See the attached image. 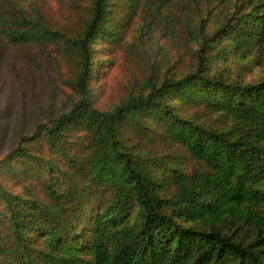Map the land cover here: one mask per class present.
I'll return each mask as SVG.
<instances>
[{"label":"trees","instance_id":"trees-1","mask_svg":"<svg viewBox=\"0 0 264 264\" xmlns=\"http://www.w3.org/2000/svg\"><path fill=\"white\" fill-rule=\"evenodd\" d=\"M89 1L88 16L69 29L19 0H0V62L9 48L52 46L73 62L75 96L0 165L29 183L26 196L0 185V264H264V79L206 73V55L226 39L237 57L264 66V0H234L218 27L202 19L196 31L202 0ZM150 3L158 15L177 12L163 33L177 74L99 110L91 48L118 37L120 10L133 17ZM159 141L180 150L175 162L191 171L166 165L156 175L164 166L153 152ZM31 182L43 187L42 200Z\"/></svg>","mask_w":264,"mask_h":264},{"label":"rangeland","instance_id":"rangeland-1","mask_svg":"<svg viewBox=\"0 0 264 264\" xmlns=\"http://www.w3.org/2000/svg\"><path fill=\"white\" fill-rule=\"evenodd\" d=\"M18 3L23 9L37 8L54 27L70 29L76 21L88 16L90 1L19 0ZM234 6V0H202L201 15L195 18L190 13L196 19L191 22V30L196 31L202 19L207 29L218 27ZM120 11L114 16L119 21L116 29L118 37L113 41L115 44L98 39L91 48L90 89L94 107L102 111L112 110L130 97L145 95L149 83L177 74L173 64L176 61L172 51L174 47L163 37L164 31L171 29L168 21L175 18L176 10L169 7L158 15L156 6L150 3L136 11L133 17ZM230 47L227 39L215 43L211 53L206 55L207 74L244 84L264 79V66L258 65L253 57H237ZM72 64L57 56L52 46L9 48L4 51V62H0V165L14 153L21 137L31 136L39 124L48 123L70 108L75 100L69 87L74 77L70 68ZM168 103L173 107L180 104L174 99ZM154 146L155 156L164 162V166L156 169V175L161 176L171 169L165 168L166 165L191 171L188 163L175 162L180 150L160 141ZM4 172V168L0 170V185L14 196H26L29 183L22 178L11 180ZM30 189L41 200L44 198L40 184L31 182ZM2 210L4 207L0 203V216ZM241 235L246 234L243 231Z\"/></svg>","mask_w":264,"mask_h":264}]
</instances>
